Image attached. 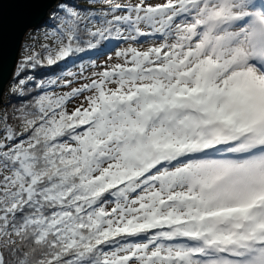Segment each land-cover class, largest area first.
I'll use <instances>...</instances> for the list:
<instances>
[{
	"label": "snow or ice",
	"instance_id": "snow-or-ice-1",
	"mask_svg": "<svg viewBox=\"0 0 264 264\" xmlns=\"http://www.w3.org/2000/svg\"><path fill=\"white\" fill-rule=\"evenodd\" d=\"M29 30L0 264H264V0H0V56Z\"/></svg>",
	"mask_w": 264,
	"mask_h": 264
},
{
	"label": "water",
	"instance_id": "water-1",
	"mask_svg": "<svg viewBox=\"0 0 264 264\" xmlns=\"http://www.w3.org/2000/svg\"><path fill=\"white\" fill-rule=\"evenodd\" d=\"M23 37L24 35L21 36L18 33L11 37L6 36L3 53L0 56V85L4 90L13 77Z\"/></svg>",
	"mask_w": 264,
	"mask_h": 264
},
{
	"label": "trees",
	"instance_id": "trees-1",
	"mask_svg": "<svg viewBox=\"0 0 264 264\" xmlns=\"http://www.w3.org/2000/svg\"><path fill=\"white\" fill-rule=\"evenodd\" d=\"M33 37H35V39H33ZM43 42H44V38H43L42 33H35L32 30H29V33L25 34L24 37H23V40H22V43H21V47H20V50H19V54H18V58H17V62L19 60L23 59L24 56L28 54L26 52V50H25L24 45H26V44H35L37 50H39V46ZM96 60H97V58H96ZM17 62H16V64H17ZM61 69H63V66H61ZM78 69H79V67L76 66V67H70L69 69H63V70L64 71H69L70 70L72 72H77ZM15 71H16V65H15V69H14L13 74L15 73ZM59 72H60V69H57L56 70V74H59ZM28 74L35 75L37 77V79H41V78L48 79L50 76L53 75V73L50 70H48V69H36L34 72L32 70H29ZM12 82H13V77L7 83L6 88H5V93L7 92L8 88L11 86ZM5 99H7V96H5Z\"/></svg>",
	"mask_w": 264,
	"mask_h": 264
},
{
	"label": "rangeland",
	"instance_id": "rangeland-1",
	"mask_svg": "<svg viewBox=\"0 0 264 264\" xmlns=\"http://www.w3.org/2000/svg\"><path fill=\"white\" fill-rule=\"evenodd\" d=\"M107 59V56H100L97 58L96 62L102 64ZM80 69H78L79 71ZM91 71H93L92 68H86L85 75L89 74ZM82 99V98H81ZM79 100L74 101L73 103L69 104V109L73 108L76 104H79Z\"/></svg>",
	"mask_w": 264,
	"mask_h": 264
}]
</instances>
